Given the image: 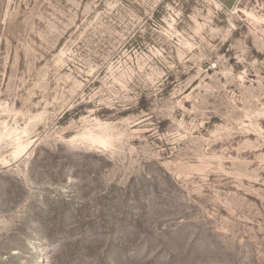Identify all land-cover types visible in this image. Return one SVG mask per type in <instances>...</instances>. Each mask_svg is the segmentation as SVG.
Listing matches in <instances>:
<instances>
[{
  "label": "rangeland",
  "instance_id": "1",
  "mask_svg": "<svg viewBox=\"0 0 264 264\" xmlns=\"http://www.w3.org/2000/svg\"><path fill=\"white\" fill-rule=\"evenodd\" d=\"M0 264H264V0H0Z\"/></svg>",
  "mask_w": 264,
  "mask_h": 264
},
{
  "label": "bare ground",
  "instance_id": "2",
  "mask_svg": "<svg viewBox=\"0 0 264 264\" xmlns=\"http://www.w3.org/2000/svg\"><path fill=\"white\" fill-rule=\"evenodd\" d=\"M20 138H21L20 135L16 134V139L15 140H16V144L18 146V150L15 151V153H14L15 155L14 156H17L20 153H22L29 145V143H25V144L21 143Z\"/></svg>",
  "mask_w": 264,
  "mask_h": 264
},
{
  "label": "crops",
  "instance_id": "3",
  "mask_svg": "<svg viewBox=\"0 0 264 264\" xmlns=\"http://www.w3.org/2000/svg\"><path fill=\"white\" fill-rule=\"evenodd\" d=\"M238 0H217V2L225 8H230L235 5Z\"/></svg>",
  "mask_w": 264,
  "mask_h": 264
}]
</instances>
